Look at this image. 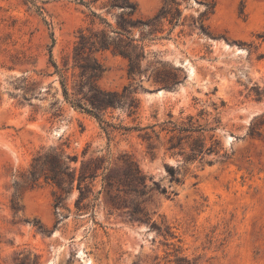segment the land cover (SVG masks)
Here are the masks:
<instances>
[{"label": "rangeland", "instance_id": "obj_1", "mask_svg": "<svg viewBox=\"0 0 264 264\" xmlns=\"http://www.w3.org/2000/svg\"><path fill=\"white\" fill-rule=\"evenodd\" d=\"M135 2L149 17L162 0ZM91 10L103 14L80 0H0V264L28 254L36 264H264V0H189L184 25L149 45L134 80L125 58L98 52L97 85L131 84L138 101L134 115H103L131 127L108 134L63 95L62 83L71 99L81 80L74 47ZM199 20L205 32L189 25ZM168 120L186 131L146 140L133 129ZM52 149L77 167L132 160L156 182L133 203L144 219L111 210L104 192L92 216L78 215L76 188L56 210L52 182L25 181Z\"/></svg>", "mask_w": 264, "mask_h": 264}, {"label": "trees", "instance_id": "obj_2", "mask_svg": "<svg viewBox=\"0 0 264 264\" xmlns=\"http://www.w3.org/2000/svg\"><path fill=\"white\" fill-rule=\"evenodd\" d=\"M188 2L189 0H162L152 16L143 17L138 13L135 0H80L86 7L97 6L103 9V14L91 10L88 26L79 33L74 53L78 60L81 80L71 99L62 83L64 98L74 108L94 117L107 134L110 130H130L131 127L105 120L103 115L117 107H124L128 116L134 115L138 109V101L133 97L136 89L131 88V84L124 86L121 91L100 88L96 80L102 73V67L96 54L110 51L125 58L127 75L134 80L140 73V63L149 45L158 39L170 38L176 27L184 25L186 16L182 9L183 6L188 7ZM213 9V1L206 3L201 16L212 13ZM189 25L198 28L200 32L206 30L203 20L193 21ZM259 36L264 37V34ZM260 57H264V53ZM159 125V130L155 129V124L135 126L133 129L144 130L142 137L146 140H150L152 135L159 138L161 132L186 131L183 127H177L171 120L163 121ZM173 137L175 135H172L171 139ZM118 160H121L120 166H114L109 156L97 155L83 160L77 167L76 156H69L63 150L52 149L34 158L32 169L25 181H28L31 187L36 186L41 178L52 182L56 186V210L76 188L78 195L75 208L78 215L92 216L96 201L104 192L111 210L127 209L135 215L136 220L142 221L146 213L142 207L133 203L145 194V189L149 187L148 181H151L152 185H156V182L143 174L129 158L122 156ZM168 173L171 181H178L172 167H168ZM36 263L37 256L32 260L28 254L22 256L17 264Z\"/></svg>", "mask_w": 264, "mask_h": 264}]
</instances>
